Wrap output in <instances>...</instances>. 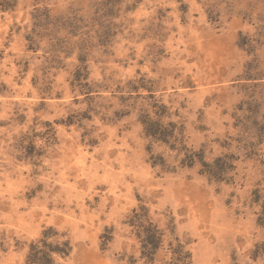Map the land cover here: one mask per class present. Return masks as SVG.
Masks as SVG:
<instances>
[{
  "label": "rangeland",
  "instance_id": "rangeland-1",
  "mask_svg": "<svg viewBox=\"0 0 264 264\" xmlns=\"http://www.w3.org/2000/svg\"><path fill=\"white\" fill-rule=\"evenodd\" d=\"M11 2L0 264H264V0Z\"/></svg>",
  "mask_w": 264,
  "mask_h": 264
},
{
  "label": "trees",
  "instance_id": "trees-1",
  "mask_svg": "<svg viewBox=\"0 0 264 264\" xmlns=\"http://www.w3.org/2000/svg\"><path fill=\"white\" fill-rule=\"evenodd\" d=\"M0 6H2L4 9L12 8L13 3L11 0H0ZM142 123L146 126V131L150 136L153 138H156L157 140L165 141L167 142V139L172 137V134L169 129L164 127L159 121L153 120L150 116L144 115V118L142 120ZM187 150V149H186ZM190 152V150H187ZM188 161L189 163L194 162V159H200L199 154H195L194 152H191L188 154ZM204 167L208 170L215 171V167L211 165L203 164ZM208 167H211L210 169ZM207 171V170H206ZM152 236L159 235L158 230L151 231ZM44 248H48L47 251L43 250ZM70 248L69 245L66 243L63 244V246H58L57 248H52L51 246H47L46 244H43L42 247H40L38 244H35L32 246L30 257L28 260V264H53V259L51 258L53 254H59L62 256H67L69 254ZM180 252V261L185 260V256H183ZM179 255V254H177ZM264 257V244L258 246V250L256 252V257Z\"/></svg>",
  "mask_w": 264,
  "mask_h": 264
}]
</instances>
